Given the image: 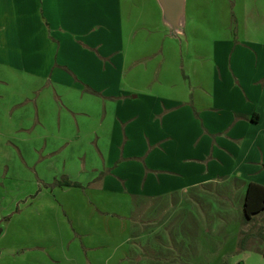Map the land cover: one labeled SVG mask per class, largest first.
I'll use <instances>...</instances> for the list:
<instances>
[{
  "label": "crops",
  "instance_id": "obj_1",
  "mask_svg": "<svg viewBox=\"0 0 264 264\" xmlns=\"http://www.w3.org/2000/svg\"><path fill=\"white\" fill-rule=\"evenodd\" d=\"M129 1L0 0V128L15 126L27 141L23 139L21 143L31 145L29 150L36 163L34 183L42 187L34 204L38 208L40 205L44 207L43 214L40 209H34V220L39 214L42 216L32 227L39 234H47L44 237L46 241L37 239V244L28 249L35 264H60L66 253L71 257L72 236L85 251L91 249L86 246V237L82 240V231L74 218L78 206L70 218L64 205L68 196H73L71 201L87 205L88 199L90 206L97 208L87 191L95 195L96 187L100 185L99 177L105 174L102 164L112 159L116 129L121 128L124 122L129 121L126 130L141 143L139 151L129 158L127 156L135 169L144 167L148 173L151 170L169 171L176 177V173L188 166L191 180L197 182L201 177L208 182L219 177L226 179L222 182L232 180L243 195L249 184L264 187V56L256 59L261 67L249 69L246 74V59L239 58L234 68L230 67L222 50L235 41L243 46L256 45L264 52V35L253 37L251 25L247 22L248 15L253 12L251 17L262 23L264 8L250 11L245 4V20L241 23L236 19L234 36L211 40L214 48L211 89L206 88L203 74L198 73L194 62L191 76L197 86L193 93L198 87L205 88L207 93L203 101H199L195 97L191 100L184 98V93L178 90L172 94L174 98H164L161 94L134 95V92L124 89V57L120 62L118 53L119 47L125 43V18L132 19L134 13ZM198 1H191L189 15L195 34L206 24L218 25L209 21L207 14L196 10ZM146 2L150 8L157 6L154 0ZM242 24L244 28L241 31ZM187 25L188 0L186 42ZM49 64L52 65L51 72ZM24 85L28 87L27 91L23 89ZM55 89L58 94L53 96ZM206 96L211 100H206ZM138 102L142 105L145 102L144 113L138 110ZM148 123L154 125L153 131ZM140 137H143V143ZM14 148L18 159L28 160L22 144H15ZM230 150L233 151L232 158ZM185 153L194 160L190 164L183 162ZM61 158L74 161L71 166L75 168L70 169L71 166L65 163L62 169H58L49 163ZM202 160H208L213 166L202 164ZM106 166L111 170L110 163L107 162ZM64 177L90 190L51 186ZM174 182L176 185L177 181ZM88 184L93 188H88ZM101 215L98 216L103 220ZM86 216L77 217L81 224L85 223ZM95 217L91 213L87 218ZM255 217L254 222L258 223L255 232L259 233V230H264V212ZM1 219L3 225L5 222ZM87 230L94 233L95 248L90 254L82 253L80 261L75 259L72 263V258H67L71 264H89L87 258L98 255L95 236L101 233L94 225ZM54 239L58 243L52 245L50 240ZM73 243L75 255H78L79 247ZM56 247L59 258H54V253L50 252ZM263 247L264 244L261 245ZM7 248L6 245L3 249L6 251ZM18 256H13V259Z\"/></svg>",
  "mask_w": 264,
  "mask_h": 264
},
{
  "label": "rangeland",
  "instance_id": "obj_2",
  "mask_svg": "<svg viewBox=\"0 0 264 264\" xmlns=\"http://www.w3.org/2000/svg\"><path fill=\"white\" fill-rule=\"evenodd\" d=\"M146 1L148 0L129 1L134 13L131 15L132 19L125 18L123 29L125 43L124 46L119 47L118 53L120 62L121 57H124L125 68L122 75L124 89L134 92V95L161 94L164 98L173 97L174 91L177 93L178 90L184 93V98L191 100L195 97L199 101H203L207 93L204 91L205 88L200 87L196 89V93H193L197 86L191 76L194 62L195 69L197 68L199 74H203L206 88L211 89L214 70V48L211 40L234 36L236 19L241 23L245 20V4H248L250 11L258 7L264 8V0H199L196 10L200 14H207L209 21H215L218 25L215 27L213 23L212 27L206 24L198 34H195L189 22L192 0H188L186 27L188 42H186L185 34L182 37L171 35V31L163 23L162 10L157 0H154L157 5L155 9L150 8ZM251 16L248 15L247 22L251 25L253 37L263 36L264 18L261 23ZM243 28L242 24L241 31ZM182 42L183 46H181ZM222 50L230 67L234 68L239 58H245L246 74L249 69L261 67L256 63V59L264 56V52L256 45L243 46L242 43L234 41ZM48 70L52 71L51 64L48 65ZM3 82L9 83V81ZM22 87L27 91L28 87L25 85ZM56 89L55 93L52 91L53 96L58 94ZM27 93L22 92V94ZM206 100L211 98L206 96ZM144 105L139 102L136 104L138 110L143 113ZM136 116L135 119H138ZM157 118L159 117L157 116L156 120ZM128 123L129 121L124 122L121 128L116 129L113 142L115 151L112 159L109 158L110 160L102 164L105 174L99 177L100 185L96 187L95 195L92 191H87V195L91 196L90 201H95L97 206L94 207L95 211L88 199L87 205H82L79 201H71L73 196H68V201L65 198L67 201L65 205L62 201L70 218L74 208L78 206L74 218L77 219V225L82 231V240L86 237V246L91 249L85 251L72 236L71 257L66 253L60 264H71L67 258H72V263L75 259L80 261V258L83 259L82 253L90 254V251H93L94 233L87 230L92 228V225L101 234L95 236L98 255L95 258L91 255L90 262L87 258L89 264L110 262V264H264V256L259 253L261 245L259 246L255 239L249 240L246 250L241 247V240L245 238V234L250 230L256 231L258 223L244 221V195L238 190L236 183L232 180L222 182L226 179L221 177L212 182L201 177L195 182L190 178L188 166L176 173V177L169 171L151 170L148 173L144 167L133 168V162L127 159L139 151L141 143L136 141V136L129 135L126 130ZM148 124L153 131L154 125ZM140 138L142 142L143 137ZM21 140L27 142L15 126L0 128V219L3 218L4 232L7 231L0 239V251L2 250L0 264H35L28 249L37 244V239L43 238V241H46L44 237L47 233L39 234L32 227L37 225V219L43 214L44 207L40 205L38 208L34 204V199L37 198V193L42 187L34 183L36 163L29 150L31 145L21 143ZM133 142L135 144L131 145L130 143ZM15 144H22L25 147L27 161L18 159ZM230 151L229 156L232 158L233 151ZM210 155L212 156L213 153ZM189 156L187 153L183 155L184 164L194 161L188 158ZM107 162L110 163L111 170H107ZM49 163L62 169L65 163L71 166L74 161L61 158ZM201 163L209 167L213 166L208 160H202ZM73 168L75 167H70ZM174 181H177L176 185ZM51 186L54 187V183ZM91 187V184H88V188ZM85 190L90 189L86 188L83 191ZM82 195L85 196L84 193ZM36 208L40 209L41 214L34 220ZM91 213L96 215L95 219L87 218ZM100 213L103 214L101 215L103 220L98 216ZM12 214L14 216L9 217ZM83 214L87 215L83 223L87 228H84L81 220L77 218ZM260 219L256 221L259 222ZM50 233L57 235L54 232ZM258 240L261 242L260 238ZM56 241L50 240V243L54 245L58 243ZM73 242L79 247L78 255H75ZM6 245L8 248L5 251L3 248ZM58 250L56 247L50 251L54 253V258H59L56 255ZM13 256L18 257L14 260Z\"/></svg>",
  "mask_w": 264,
  "mask_h": 264
},
{
  "label": "trees",
  "instance_id": "obj_3",
  "mask_svg": "<svg viewBox=\"0 0 264 264\" xmlns=\"http://www.w3.org/2000/svg\"><path fill=\"white\" fill-rule=\"evenodd\" d=\"M57 187L63 188H83L80 183L70 181L68 178H62L54 183ZM84 189V188H83ZM264 212V187L256 184H249L244 194L243 200V217L246 223L254 222L256 217ZM3 226V225H2ZM261 239V242L258 240ZM258 238V239H257ZM255 239L258 245L264 243V230H259V233L250 230L245 234V238L241 240V247L246 250L248 248L249 240ZM264 255V247L259 250Z\"/></svg>",
  "mask_w": 264,
  "mask_h": 264
},
{
  "label": "water",
  "instance_id": "obj_4",
  "mask_svg": "<svg viewBox=\"0 0 264 264\" xmlns=\"http://www.w3.org/2000/svg\"><path fill=\"white\" fill-rule=\"evenodd\" d=\"M161 10L163 23L170 29L173 37L183 35L186 26L187 0H157ZM4 232L0 219V238Z\"/></svg>",
  "mask_w": 264,
  "mask_h": 264
}]
</instances>
